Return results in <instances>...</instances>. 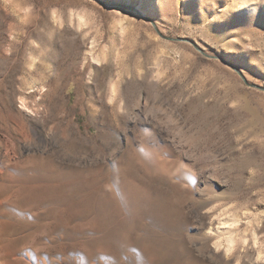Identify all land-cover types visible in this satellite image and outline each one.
I'll list each match as a JSON object with an SVG mask.
<instances>
[{
	"label": "rangeland",
	"instance_id": "rangeland-1",
	"mask_svg": "<svg viewBox=\"0 0 264 264\" xmlns=\"http://www.w3.org/2000/svg\"><path fill=\"white\" fill-rule=\"evenodd\" d=\"M149 1L0 3V264H264V0Z\"/></svg>",
	"mask_w": 264,
	"mask_h": 264
},
{
	"label": "clouds",
	"instance_id": "clouds-1",
	"mask_svg": "<svg viewBox=\"0 0 264 264\" xmlns=\"http://www.w3.org/2000/svg\"><path fill=\"white\" fill-rule=\"evenodd\" d=\"M0 3L11 6L14 13L30 11V9L22 8L20 5L16 4L14 0H0Z\"/></svg>",
	"mask_w": 264,
	"mask_h": 264
},
{
	"label": "bare ground",
	"instance_id": "bare-ground-1",
	"mask_svg": "<svg viewBox=\"0 0 264 264\" xmlns=\"http://www.w3.org/2000/svg\"><path fill=\"white\" fill-rule=\"evenodd\" d=\"M159 3H160L159 0L149 1V7L151 8V10L158 11V9H159ZM4 143H5V145L7 147H11L10 146L11 141L8 138H6V140L4 139ZM1 256H2V254L0 252V258H1Z\"/></svg>",
	"mask_w": 264,
	"mask_h": 264
}]
</instances>
